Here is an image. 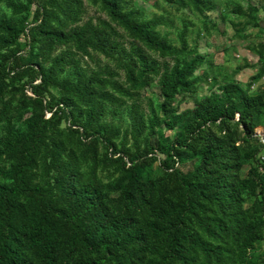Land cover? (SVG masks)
<instances>
[{
    "label": "trees",
    "instance_id": "obj_1",
    "mask_svg": "<svg viewBox=\"0 0 264 264\" xmlns=\"http://www.w3.org/2000/svg\"><path fill=\"white\" fill-rule=\"evenodd\" d=\"M29 1L35 13L25 28L0 16V52L22 36L27 46L0 53V96L4 78L26 79L15 110L31 109L25 123L8 124L6 137H0V264H264V250H258L264 239V156L247 169L249 156L242 148L255 141L254 153L264 149V133H256L264 131V97L232 81L179 111L176 93H193L192 76L206 57L188 50L185 30L180 49L174 48L157 30L165 21L140 20L135 9L124 11L127 0H93L148 50L162 57L186 54L158 78L160 116L152 109L147 117L131 105L130 134L136 140L148 130L146 149L134 155L119 151L122 157H115L113 138L120 130L98 121L102 105L117 108L124 101L107 86L128 97L132 93L96 71L88 74L69 51L50 58L57 46L111 55L117 50L114 31L108 23L71 25L80 15L81 0ZM175 1L203 16L213 10L209 0ZM5 3L15 14L30 12L18 0ZM132 54L135 59L123 61L122 68L140 89L158 70L140 48ZM50 87L61 90L55 104L45 96ZM63 116L71 133L80 132L81 144L90 149L101 141L110 149L109 161L118 163L120 178L103 183L95 168L83 174L70 159L50 160L42 183L33 182L48 125ZM231 124L241 127V136ZM54 146L62 150L60 143ZM153 159L176 177V188L145 172L142 165ZM113 194L118 205L111 203Z\"/></svg>",
    "mask_w": 264,
    "mask_h": 264
},
{
    "label": "rangeland",
    "instance_id": "obj_2",
    "mask_svg": "<svg viewBox=\"0 0 264 264\" xmlns=\"http://www.w3.org/2000/svg\"><path fill=\"white\" fill-rule=\"evenodd\" d=\"M29 7V14H15L9 8L5 0H0V16H4L16 23L19 27H26L31 23L35 5L29 0H18ZM82 8L77 21L73 26H82L90 23L93 26L103 27L104 23L110 25L114 32L112 41L117 44V50H113L111 55L89 50V54H83L72 47L57 46L50 54V58L59 55L64 51L70 52V58L77 61V65L85 69L89 74L96 71L101 77L111 81L119 87H123L132 93L131 97L125 96L116 91L112 84L107 86V90L114 95L117 100L124 101L121 107H113L109 103L102 105L103 116L98 123L107 126L117 127L120 132L114 137L117 145V156H121L119 151H126L129 155L142 154L146 149L149 137L148 130L143 134L137 135V139L130 134L131 120L130 108L133 103L137 104L140 111L147 117L154 109L157 110L159 102V90L157 81L161 73L167 67H172L174 62L183 60L186 54L162 57L158 53L148 50L137 40L131 38L120 25L113 22L106 10L100 3L93 0H81ZM213 10L207 11L205 16L195 11L191 6H184L175 0H127L124 4V11L135 9L136 15L140 20L151 18H162L165 23L160 25L157 30L162 36H166L171 45L180 49L179 35L185 30V38L189 51L200 53L206 57L204 64L200 66L192 76L194 81L193 93H176V104L179 111L194 106V99H200L209 94L212 90H217L223 84L237 81L249 94L261 95L264 97V0H209ZM27 48L23 36L19 39L16 46H12L1 51V54L9 55L10 52L23 51ZM141 49L149 61H154L158 72L151 74L149 85L140 89H134L127 78L126 72L122 68V62L135 59L132 52ZM7 63V60L5 61ZM11 79H3L2 93L0 96V137L7 135L8 124L22 125L30 117L31 109L17 112L15 107L23 94V83ZM47 100L53 104L61 96L58 87H50L45 95ZM82 108H84L82 106ZM101 110V109H100ZM44 118L49 119V113H44ZM264 119V118H263ZM89 130V135L93 129ZM232 129H236L231 124ZM46 144L42 149V158L39 166L33 170V182L42 183L46 175L45 165H50V160L54 162H65L70 159L77 160L81 173L89 174L91 168H95L97 178L103 183L114 182L120 178L118 163L109 161L110 149L101 141L94 142V146H84L80 143V132L71 133L69 123L65 117H58L48 125ZM158 131V128L156 129ZM213 130L218 133L217 128ZM241 127L236 129L237 136H241ZM257 134L264 133L262 128L256 130ZM126 135V136H125ZM165 135L170 132L165 131ZM222 135L225 133L222 132ZM60 143L62 150L58 152L54 143ZM241 142H238L239 144ZM257 145L255 141L242 146L243 151L248 154L246 168L254 166L255 160L264 156V149L254 153L253 147ZM163 160L161 155H158ZM44 161V162H43ZM1 163V161H0ZM143 169L152 179H164V185L168 189L176 188V177L165 170L158 159L151 160L148 164H143ZM118 194L111 196V203H115ZM248 204L245 205L247 207ZM264 237V231L262 232ZM259 252L264 250V239L258 246Z\"/></svg>",
    "mask_w": 264,
    "mask_h": 264
}]
</instances>
